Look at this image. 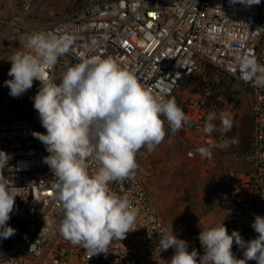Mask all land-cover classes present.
Here are the masks:
<instances>
[{"label": "built area", "instance_id": "built-area-1", "mask_svg": "<svg viewBox=\"0 0 264 264\" xmlns=\"http://www.w3.org/2000/svg\"><path fill=\"white\" fill-rule=\"evenodd\" d=\"M49 16L47 26L22 24L24 19ZM0 24L14 27L26 37L33 33L72 35L75 42L69 53L48 70L59 83L66 64H75L93 55L111 57L135 73L139 81L154 94L168 99L185 89L194 79L193 98L183 99L179 106L189 117L181 128L192 144L212 142L213 134L205 132L211 111L219 102L218 89L236 85L251 95L253 118L250 167L243 173H231L235 180L231 195L232 211L226 221L231 234L237 230L245 240L255 239L252 228L256 215L264 216V89L240 80L238 60L242 54L254 55L264 64V0L245 7L229 0H76L74 7L58 13L48 0H26L20 9L0 17ZM258 29H261L257 32ZM8 74L0 80V91L9 95L5 85ZM227 84V85H226ZM226 87V88H227ZM40 82L19 97H11L20 107V116L0 119V151L9 156L2 174L16 189L15 207L7 222L16 233L0 238V264H165L175 249H158L160 234L170 229L149 192L141 169L135 178L112 182L114 193L128 194L138 209L137 229L122 240L113 239L108 253L89 256L85 249L73 245L58 230L62 213L54 199V173L44 163L49 153L33 136L46 134L33 106ZM224 98V96H222ZM225 99V98H224ZM236 101L226 108L234 110ZM166 129L168 125L165 124ZM176 133L168 131L166 137ZM90 163V172L96 171ZM198 234L182 238L188 250L203 248ZM181 239V238H179ZM232 251L243 259V250L235 243ZM247 264H257L248 261Z\"/></svg>", "mask_w": 264, "mask_h": 264}, {"label": "clouds", "instance_id": "clouds-1", "mask_svg": "<svg viewBox=\"0 0 264 264\" xmlns=\"http://www.w3.org/2000/svg\"><path fill=\"white\" fill-rule=\"evenodd\" d=\"M260 2L229 0L230 4L245 7ZM75 39L72 35H28L23 45L29 51H18L12 56L8 72L12 79L4 83L10 96L19 97L32 88L34 80L40 82L32 99L46 134L34 132L33 136L49 153L43 159L55 176L54 199L62 213L58 230L91 258L107 254L113 239L122 240L138 228V209L128 194L112 192L110 183L134 179L138 169L136 154L142 148L154 150L169 130L174 134L188 124L189 117L175 99L154 94L135 73L111 57L93 55L66 64L56 83L48 70L70 52ZM238 72L240 80L264 89V64L254 55L245 53L239 57ZM220 119L222 132L230 131L232 122L227 114ZM204 130L211 133L214 125L207 122ZM198 151L211 156L207 147ZM8 160L9 156L0 151L2 239L16 233L7 223L17 196L16 189L2 174ZM89 161L96 171L90 172ZM251 226L258 235L248 241L237 230L229 234L223 221L200 231L202 255L196 249L189 251L187 242L177 238L170 227L158 232V249H175L165 264H247L252 260L264 264V216L256 215ZM234 243L243 250V259L234 255Z\"/></svg>", "mask_w": 264, "mask_h": 264}, {"label": "rangeland", "instance_id": "rangeland-1", "mask_svg": "<svg viewBox=\"0 0 264 264\" xmlns=\"http://www.w3.org/2000/svg\"><path fill=\"white\" fill-rule=\"evenodd\" d=\"M25 1L12 0L7 11L20 9ZM48 2L58 13L67 12L76 4V0ZM41 15L30 20H37ZM46 21L47 17L41 16L38 24ZM4 56L0 49V80L11 68L12 57ZM194 82L193 79L185 89L168 99H175L179 106L183 99L193 98ZM226 87L218 89L221 103L209 115L210 123L214 125L212 142L192 144L190 137L180 129L175 136L165 137L154 150L142 148L136 154V162L144 174L151 197L177 238L199 235L200 231L222 221L229 231L226 221L233 208L231 195L235 185L231 173H243L250 167L248 156L252 152L253 139L251 95L247 89L231 85L232 90L240 94L236 108L228 110L227 100L222 97ZM222 114H227L232 122L231 130L226 133L221 130ZM16 116H20V107L0 91V119ZM201 147L209 148L211 156L201 155L198 151Z\"/></svg>", "mask_w": 264, "mask_h": 264}, {"label": "crops", "instance_id": "crops-1", "mask_svg": "<svg viewBox=\"0 0 264 264\" xmlns=\"http://www.w3.org/2000/svg\"><path fill=\"white\" fill-rule=\"evenodd\" d=\"M12 4H13L12 0H0V17L9 16V12L7 10L9 7L12 6ZM42 14L43 15L41 16L47 17V21L45 23L38 24L39 19L41 18L40 16V18L38 17L37 20H30L29 18L24 19V21H22V24L32 25L34 27H40L42 25L47 26L51 21V19L47 14L45 13ZM24 39L25 38L23 35H21V32L15 29L14 27H7L0 24V49L5 56L7 55L9 56V58H11L15 52L18 51L26 52L27 49L24 48V45H22L21 43L24 41Z\"/></svg>", "mask_w": 264, "mask_h": 264}, {"label": "trees", "instance_id": "trees-1", "mask_svg": "<svg viewBox=\"0 0 264 264\" xmlns=\"http://www.w3.org/2000/svg\"><path fill=\"white\" fill-rule=\"evenodd\" d=\"M239 94H240L239 91L232 90L231 86H229L224 91L223 96L228 101H237L238 103Z\"/></svg>", "mask_w": 264, "mask_h": 264}]
</instances>
